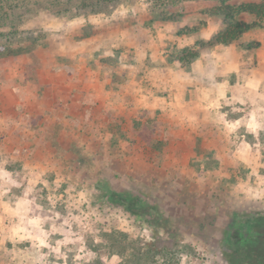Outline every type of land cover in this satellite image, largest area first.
I'll return each mask as SVG.
<instances>
[{"label":"rangeland","instance_id":"1","mask_svg":"<svg viewBox=\"0 0 264 264\" xmlns=\"http://www.w3.org/2000/svg\"><path fill=\"white\" fill-rule=\"evenodd\" d=\"M34 2L0 0V264H248L264 19L222 44L214 1Z\"/></svg>","mask_w":264,"mask_h":264},{"label":"trees","instance_id":"2","mask_svg":"<svg viewBox=\"0 0 264 264\" xmlns=\"http://www.w3.org/2000/svg\"><path fill=\"white\" fill-rule=\"evenodd\" d=\"M21 1L23 8H28V3L31 0H18ZM47 1V0H45ZM189 0H153L156 11L166 12V9L173 7L179 3ZM214 1L217 3L213 8L212 13L221 21V29L218 31L210 42H218L222 44H230L237 41L244 33L252 28L259 26L260 21L264 19V0H241V2L234 3V0H205ZM37 3V0L34 2ZM18 7V4L17 6ZM164 7V8H160ZM255 16L256 19L252 22L244 20L242 15ZM169 17H171L169 15ZM153 21L148 24L152 26ZM200 45L204 42H199ZM196 56V53H192ZM108 199L116 204L121 203L126 208L133 206L137 202L136 196L131 192H111ZM246 228V229H245ZM237 229V228H236ZM235 234V251L234 256H238L241 260H245L248 264H264V218L259 217L251 219L249 224L244 229L238 228ZM113 239L115 242L123 246V240L128 238L126 233L114 231ZM134 247H136L134 245ZM136 249V250H135ZM133 249V255L139 257V248ZM156 247L154 244L150 247L148 257L155 256ZM135 251V252H134Z\"/></svg>","mask_w":264,"mask_h":264}]
</instances>
